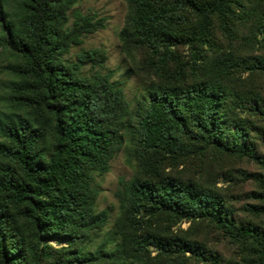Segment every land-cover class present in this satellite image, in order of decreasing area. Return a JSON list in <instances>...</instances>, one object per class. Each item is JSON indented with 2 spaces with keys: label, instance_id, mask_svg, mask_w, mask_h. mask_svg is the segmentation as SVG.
Returning <instances> with one entry per match:
<instances>
[{
  "label": "trees",
  "instance_id": "1",
  "mask_svg": "<svg viewBox=\"0 0 264 264\" xmlns=\"http://www.w3.org/2000/svg\"><path fill=\"white\" fill-rule=\"evenodd\" d=\"M125 1L122 50L143 54L130 73L149 81L137 123L112 73L82 74L103 52L68 59L104 20L75 11L81 0H0V264H237L174 235L184 220L264 264V229L231 190L256 186L246 210L264 216V0ZM127 147L137 176L117 194L114 236L93 246L110 220L97 179Z\"/></svg>",
  "mask_w": 264,
  "mask_h": 264
},
{
  "label": "rangeland",
  "instance_id": "2",
  "mask_svg": "<svg viewBox=\"0 0 264 264\" xmlns=\"http://www.w3.org/2000/svg\"><path fill=\"white\" fill-rule=\"evenodd\" d=\"M74 10L84 15L95 16L97 19L104 20L105 27L87 36L82 46L72 48L68 59L74 62L76 55L83 51L97 50L103 52L106 56L104 65L97 68H92L90 65L85 66L82 69V74L91 76L96 72L104 74L112 73L113 81L123 85L126 99L131 105L134 123H137L138 117L143 113L147 105L146 88L149 81L145 74L139 75L136 72L130 73V70H135L136 64L140 63L143 54L140 53L135 60H131L122 50L120 34L125 28L130 14L128 4L125 0H81ZM5 63V58L0 57V119L2 120L4 119V113H9V94L7 89L9 77L3 68ZM225 163H228L227 166H225V170H230L231 175L239 179L234 169H238L241 166H236V168L233 169L231 166L232 164H230L232 162ZM244 167L256 169L254 168L256 166L252 165ZM137 172L136 162L129 158L127 147L116 155L111 163L109 173L97 179L100 184L101 194L97 201L96 209L98 212L107 211L110 215V220L105 230L94 236L93 246H97L114 236L116 220L120 215V203L117 194L122 190L123 183L131 182L137 176ZM216 179L219 182L218 187H227L222 176L216 177ZM256 188L257 187L254 185L237 182L231 190L239 197L235 205L240 217L246 220L252 219V221L264 229V216L250 217V214L246 210V204L253 202V199L248 196V193L249 191L256 190ZM171 231L176 236H190L189 238L209 246L214 251H218L227 263L240 264L243 261L244 256L240 253L239 248L231 241L224 239L212 226L208 225V223L184 220L173 226ZM51 243L54 246L56 245L55 241ZM151 251L153 256L157 254L155 248L152 247ZM187 256H191V254L187 253ZM191 264L204 263L192 262Z\"/></svg>",
  "mask_w": 264,
  "mask_h": 264
}]
</instances>
